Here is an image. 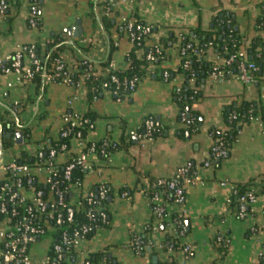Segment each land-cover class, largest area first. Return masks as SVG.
Here are the masks:
<instances>
[{"label": "crops", "instance_id": "1", "mask_svg": "<svg viewBox=\"0 0 264 264\" xmlns=\"http://www.w3.org/2000/svg\"><path fill=\"white\" fill-rule=\"evenodd\" d=\"M6 1L9 8L0 17L1 63L23 46L37 43L43 46L59 34L65 36L66 45L61 59L73 73L79 72L76 66L83 59L100 65L109 57L112 44L116 48L111 62L117 69H124L125 57L132 48L124 28L127 19L151 25L153 34L145 46H154L171 33L193 28L208 30L212 17L221 10L234 13L235 28L247 38V44L254 36L264 39V0H117L110 8L101 5L107 0H40L41 30L27 23L30 0ZM105 15L111 18L113 26H104ZM74 27L82 30L77 31L76 37L71 33ZM141 53L139 50L138 54ZM167 54L159 68L171 69L175 74L165 81L155 71L147 72L137 89L124 98H117L110 91L90 98L86 86L77 88L45 81L38 85L34 80L23 81L17 72L0 71V124L14 119L20 126L17 131L22 132L23 127L31 130L30 140H25L22 134V142L16 143L13 136V146L4 148L0 129V165L18 153H36L47 139H57L69 116L87 111L97 115L85 143L103 138L118 141L123 131L130 135L137 133L145 118L154 117L169 127L164 136L143 141L132 135L127 148L107 157H92L93 169L86 171L80 189L84 193L100 183L107 186L105 208L109 225L79 243L78 258L84 260L91 253L108 249L120 264H158L168 255H172L175 264H264V194L260 193V187H255L257 199L245 218H239L228 208L234 186L264 174V123L253 119L243 125L229 155L218 165H203L210 158L213 145L209 130L226 129L224 112L231 105L264 98V79L245 84L237 75L222 80L207 77L202 97L194 105L200 113L201 129L180 138L175 132L181 125L174 92L185 85V77L176 72L179 48H168ZM206 57L222 63L212 48ZM83 142L72 139L68 153H82ZM188 161L198 165L196 180L186 185L183 202H168L166 212L183 218L185 233L179 240L190 251L179 249L168 253L155 248V255L136 253L130 245L132 239L142 234L146 225L154 224L147 195L151 179L170 178ZM166 229L170 230L167 226ZM217 234L223 235L229 244L223 260L213 246ZM49 248L48 239L33 245L32 264H47Z\"/></svg>", "mask_w": 264, "mask_h": 264}, {"label": "trees", "instance_id": "2", "mask_svg": "<svg viewBox=\"0 0 264 264\" xmlns=\"http://www.w3.org/2000/svg\"><path fill=\"white\" fill-rule=\"evenodd\" d=\"M116 1L117 0H107L101 3V5L110 8ZM30 3L36 5L37 7L35 20L37 22V28L41 30L42 23L39 13L40 0H30ZM102 22L106 28L113 26L111 18L107 17L106 15L102 17ZM235 27L236 19L234 13L231 11L221 10L217 11L212 17L211 24L208 30L193 28L179 34L171 33L167 37L161 38L160 41L156 44L160 47L159 53L155 52V46H145V43L142 45H138L137 41H135L132 43V48L125 57L127 67L124 69L109 68L112 59V53L116 48L112 44L109 57L104 62L100 63V65L95 66L89 61V64L92 66V72L91 75L85 79V85L87 87L88 95L90 98H92L99 95L103 91H116L115 96L117 98H124L126 95L132 93L124 87L123 82L124 80H130L136 77L141 78L147 73L149 63L146 59V55L150 52L154 53L156 56L155 73L158 74V77L161 80H169L171 76L175 74V71L173 72L171 69L167 68H159L160 63L163 60H166L168 56L167 49L174 46H177L180 49L182 47L190 45L185 55L180 54V62L176 71L177 73H181L184 75L185 85L176 90L174 93L179 108L177 119L181 125L175 130V132L180 138H185L188 134L192 136L193 134L198 133L202 126L200 113L198 110L194 109V105L197 104V102L202 97V86L206 78L211 75L215 67H217L218 71H222L223 77L225 79L235 75H239V59H234V61L229 64L217 63L215 61L207 59L206 56L209 49L212 48L221 59H228L230 56L235 55L240 51H245L247 60L251 63H254L258 68L257 71L251 72L254 83H259L262 79H264V39L261 36H254L250 39L249 44H247V38L243 34H241L240 31ZM64 41L65 36L58 34L49 38L43 46L39 43L34 45H27V47H34V52L36 53L40 61L41 71L34 77V81L37 82L38 85H40L42 81H45L42 77L43 73H46L47 75L55 73L57 67L56 59L61 58L60 54L66 48ZM139 50H142V53L140 55L138 54ZM14 55L15 53L12 54V56ZM12 61L13 60H8L6 62H3V64L6 67H10ZM83 61L84 59L78 61L77 63L76 67L79 72L72 73V76L75 80H77L88 67V65L84 64ZM98 67L102 68L98 69ZM165 72L168 73L167 79H165L163 76ZM113 75H115L119 79L121 83L119 87L111 82V77ZM60 80L61 79L59 77H55L52 81L59 82ZM105 82H108L107 88L103 87V83ZM19 108L21 107H18V109ZM224 118L226 123L225 130L222 131L217 128H211L209 130L210 136L213 140V145L210 149V160L213 165H218V163L222 159L215 158L213 154L214 147L217 144L220 143L222 148L227 149L229 155L230 148L243 125L251 123L253 119H260L264 123V98L250 101L245 100L240 104H233L225 110ZM80 119L82 124L70 127L72 130L67 137H62V130H60L57 139L45 140L44 145L41 147L43 153H49L51 149H55L57 153H68L71 140L74 138L77 132H80L81 137L83 139H86L89 131H91L94 127L97 115L92 111H87L85 114L80 116ZM148 120L159 122V125L155 126L151 131L152 140L164 136L169 130L168 126L161 124V122L156 118L147 117L144 119L142 125L138 129L137 135L145 134L147 132L146 122ZM19 127L20 126L14 119L3 120L1 122L0 129L4 148L13 146V136ZM65 127L64 130L67 129ZM22 134L25 140H30L31 130L29 127H23ZM105 142L108 143L106 144ZM131 143L132 135L125 134V131H123V134L120 136L118 141L103 138L96 142H86L84 151H87L90 147H94L96 153H98L100 157H107L114 151L127 148ZM62 145L67 146L66 151H63L61 149ZM23 158H25V156H23L22 159ZM69 161L70 158L65 157L62 164L64 165ZM191 164L192 168L186 174V177L189 179L194 178L196 171L194 162H191ZM85 173L86 171L83 169H75L72 173L71 180L64 181L61 186L72 188L75 184L81 185ZM171 180V177L163 179L152 178L150 188L147 191L149 199L151 200V198L156 194H161L165 201L172 202L174 200V192L169 188V183L171 182ZM98 186L99 185H97L93 190L95 193L97 192ZM256 186H259L261 189L260 193L264 194V174L259 177H254L245 183L236 185V193L232 194L229 199V211H237L240 205V198L246 195L248 192L253 191ZM107 192L109 193L108 188ZM70 199L71 197L69 192L66 195V201H70ZM150 205L151 207L153 206L152 203H150ZM103 211L107 213L106 209H103ZM249 211L250 207H248L247 209V212ZM93 218L95 219V221L92 222L86 216V213H74V220L76 222L92 227L91 230L85 235V240L90 239L99 228H104L109 225L108 213L107 219L105 221H103L101 216L96 212L93 214ZM175 218L179 220V224L176 229L167 230V223L165 221H162L157 225V231L153 229L152 223L146 225L142 234L134 236L130 244L131 247L136 253H139L141 255H155L157 254V252L155 251V247L154 245L152 246L150 244H154L158 239H162L161 241L163 244V250L165 252L168 251L169 247L174 251L182 249L183 247H185V245L180 243L179 238L183 233H185L184 220L182 217L178 216H175ZM136 238H138L137 242ZM213 246L220 259L223 260L229 249V244L226 238L221 234H217L213 240ZM63 255L65 257V253H63ZM74 258L76 257L74 256ZM47 264H67V262L65 259L59 261L52 247H50L47 252ZM82 264L120 263L111 256L108 249H105L100 252L89 254L86 258H84ZM158 264H175V262L172 255H168V257L164 261L160 260Z\"/></svg>", "mask_w": 264, "mask_h": 264}, {"label": "built area", "instance_id": "3", "mask_svg": "<svg viewBox=\"0 0 264 264\" xmlns=\"http://www.w3.org/2000/svg\"><path fill=\"white\" fill-rule=\"evenodd\" d=\"M9 8L6 0H0V17H4ZM37 13L36 5L32 4L29 8L27 23L29 27L36 28L37 22L35 14ZM125 27L128 32L131 43L137 41L138 45L144 44L153 34L151 25L138 22L134 19H127ZM156 53L160 52V47L156 44ZM190 45L179 49L181 55H185ZM24 59V62H23ZM149 63L147 72L153 73L156 69V56L150 52L146 55ZM239 59V75L237 77L245 84L253 83L251 72L258 70L254 63L247 60L245 51H240L228 59H222V63L229 64ZM13 60L10 67H6L0 62V71L3 74L12 71L21 75L23 81H33L37 73L41 71L40 61L34 52V47L23 46L15 55H10L7 60ZM84 64L88 67L80 77L75 80L71 70L61 59H56V70L54 74H42L45 82H53L55 77L61 80L58 83L72 85L80 88L85 85V79L91 75L92 66L88 59H84ZM110 69H117L114 62L110 63ZM108 71V69H107ZM164 78H168V73H164ZM217 80L224 79L222 71H218L217 67L210 75ZM141 78H133L124 80V87L130 92H134ZM111 82L117 87L121 85L119 79L113 75ZM103 87H108V82L103 83ZM87 89V87H86ZM116 94V91H111ZM81 115L69 116L66 118V124L61 129V136L67 137L71 133V128L81 125ZM159 125V122L148 120L146 122L147 132L145 134L133 136L143 141H151L152 129ZM66 126V127H65ZM64 127L67 128L64 130ZM73 139L81 142L84 139L81 133L77 132ZM85 145V142H83ZM106 144L108 142H105ZM63 151L67 150L66 145H62ZM57 153L55 149H51L49 153H43L40 147L36 153L16 154L10 161L0 165V264H32L33 257L31 255V247L43 239L50 241V247L55 252L59 261L65 259L67 264H82L83 259H79L76 253L79 243L85 240V235L91 230V226L81 224L74 220V213H86V216L93 222V214L98 213L102 220L107 219V213L103 211L105 208V200L107 198V186L100 183L97 192L93 190L82 193L80 185L75 184L72 188L62 187L64 181L71 180L72 173L75 169H83L89 171L93 169L92 157H98V153L94 147H90L82 153ZM213 154L215 158H226L228 150L222 148L220 143L214 147ZM25 158L22 159V157ZM65 157H69L70 161L66 164ZM211 154L208 160L203 162L204 166H211ZM195 169L198 165L194 164ZM190 161L180 166L169 183V188L174 192L173 203L181 204L184 200L185 187L188 183L196 180V171L193 179L186 177L191 170ZM70 192V201H66V195ZM236 193V186L232 189V194ZM257 195L255 189L248 192L240 198V205L235 214L243 219L247 216L248 207H251L256 201ZM152 213L154 217L153 229L157 231L158 223L165 221L167 227L176 229L179 220L175 216L166 212L167 201L161 194H156L151 198ZM72 212V214H71ZM138 238H136V242ZM155 248L163 249L161 240L151 243ZM189 246L183 247L184 252L190 251ZM174 250L169 247L168 253ZM65 253V257L63 255ZM74 256L76 258H74Z\"/></svg>", "mask_w": 264, "mask_h": 264}, {"label": "water", "instance_id": "4", "mask_svg": "<svg viewBox=\"0 0 264 264\" xmlns=\"http://www.w3.org/2000/svg\"><path fill=\"white\" fill-rule=\"evenodd\" d=\"M77 25L79 26L80 25V21L77 22ZM82 31L81 28H78V27H74L72 28V31L71 33L73 34L74 37L77 36V31ZM10 136V135H9ZM14 137H15V142L16 143H21L22 142V132L21 131H17L15 134H14ZM134 139H136V137H134ZM136 141V140H135ZM72 214V212H71Z\"/></svg>", "mask_w": 264, "mask_h": 264}]
</instances>
